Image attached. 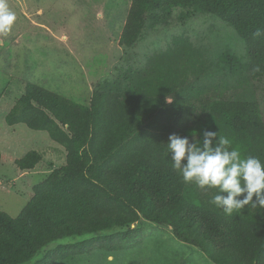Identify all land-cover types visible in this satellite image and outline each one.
Listing matches in <instances>:
<instances>
[{
    "label": "trees",
    "instance_id": "1",
    "mask_svg": "<svg viewBox=\"0 0 264 264\" xmlns=\"http://www.w3.org/2000/svg\"><path fill=\"white\" fill-rule=\"evenodd\" d=\"M179 7L188 16L230 25L245 50L239 42L216 50L212 64L205 63L175 37L162 60L156 54L148 66L126 68L123 79H105L89 106L37 85L17 97L6 124L45 132L64 148L66 165L33 188L16 219L0 211V264H26L55 242L85 236L49 250L35 264H77L96 252L110 257L140 247L145 223L172 227L176 239L214 264H264V208L249 205L225 215L209 204L214 189L182 183L166 151L171 134L195 132L202 142L208 130L229 138L243 156L264 162V120L254 91L246 90L250 81L264 78V37H253L264 28V0H131L119 46L136 50L146 31L165 24L171 19L166 12ZM178 51L180 60L196 67L192 83L184 84L175 66L176 74L164 72ZM257 65L261 72L253 71ZM218 77L225 82H215ZM229 87L241 88L242 95L224 98L221 88ZM40 160L33 151L15 164L26 172ZM2 161L0 153V166Z\"/></svg>",
    "mask_w": 264,
    "mask_h": 264
},
{
    "label": "rangeland",
    "instance_id": "2",
    "mask_svg": "<svg viewBox=\"0 0 264 264\" xmlns=\"http://www.w3.org/2000/svg\"><path fill=\"white\" fill-rule=\"evenodd\" d=\"M130 2L7 0L16 20L8 33L0 34V153L3 156L0 211L16 219L30 201L33 188L66 165L64 148L54 143L45 132L6 124L5 118L17 97L24 95L29 85L41 86L89 106L96 88L105 79H120L128 67L148 66L149 57L153 55H162V60L165 53H170L175 37L184 38L197 55L201 54L199 57L205 63H211L216 50L223 52L235 48L239 42L241 51L245 50V44L230 25L212 16H188V10L179 7L166 12L171 19L167 18L165 24L146 31V37L136 50L126 52L118 41ZM173 56L169 61L175 60L178 64H166L164 72L172 69L171 75L176 74L175 66L184 84L192 83L197 75L196 67L180 60V51ZM217 79V83L225 82L221 80L223 77ZM234 88H221L222 96L226 99L234 98L237 93L241 96L242 89ZM246 90L254 91L264 120V78L250 81ZM217 93L212 94V99ZM174 95L168 99L172 100ZM186 137L190 140L192 136ZM33 151L40 154V162L32 171H20L16 160ZM143 230L144 243L134 250L110 257L104 252H96L80 257L81 262L76 260V263L214 264L201 250L176 239L172 227L145 223ZM87 238L70 237L55 242L26 264L42 260L58 245L75 244Z\"/></svg>",
    "mask_w": 264,
    "mask_h": 264
},
{
    "label": "clouds",
    "instance_id": "3",
    "mask_svg": "<svg viewBox=\"0 0 264 264\" xmlns=\"http://www.w3.org/2000/svg\"><path fill=\"white\" fill-rule=\"evenodd\" d=\"M15 20L7 0H0V34L8 33ZM253 37H264V28H257ZM253 71L261 72L262 68L257 65ZM196 135L192 133L190 142L188 137L173 133L166 144L171 168L182 183L214 189L216 194L209 204L225 215L249 205L264 208V162L256 156H243L229 138L217 132L205 130L202 142Z\"/></svg>",
    "mask_w": 264,
    "mask_h": 264
},
{
    "label": "water",
    "instance_id": "4",
    "mask_svg": "<svg viewBox=\"0 0 264 264\" xmlns=\"http://www.w3.org/2000/svg\"><path fill=\"white\" fill-rule=\"evenodd\" d=\"M133 227H135V226H133Z\"/></svg>",
    "mask_w": 264,
    "mask_h": 264
}]
</instances>
